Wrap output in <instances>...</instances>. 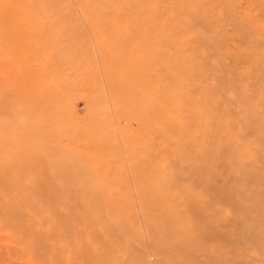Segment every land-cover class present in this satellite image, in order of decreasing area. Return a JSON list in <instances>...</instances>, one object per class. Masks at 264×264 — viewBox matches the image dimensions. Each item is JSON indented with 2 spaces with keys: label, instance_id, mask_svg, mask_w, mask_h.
Masks as SVG:
<instances>
[{
  "label": "rangeland",
  "instance_id": "1",
  "mask_svg": "<svg viewBox=\"0 0 264 264\" xmlns=\"http://www.w3.org/2000/svg\"><path fill=\"white\" fill-rule=\"evenodd\" d=\"M0 264H264V0H0Z\"/></svg>",
  "mask_w": 264,
  "mask_h": 264
},
{
  "label": "bare ground",
  "instance_id": "2",
  "mask_svg": "<svg viewBox=\"0 0 264 264\" xmlns=\"http://www.w3.org/2000/svg\"><path fill=\"white\" fill-rule=\"evenodd\" d=\"M3 1L5 3H7L8 5H12V4H15L17 2H21L22 0L21 1L20 0H18V1L17 0H3ZM6 14L7 15H10L9 14V11L8 12L6 11ZM30 74L31 73L29 72L28 68L23 66L22 69H21V71H20V79H19V82H18V85H17V89L20 90L21 92L22 91H25L24 89L28 85V77L31 76ZM22 94L23 95H19V96H21L22 103L24 102V106L22 108L23 112L28 113V114L29 113H32L33 110H34V108H35V105H33V107L32 106L31 107L29 106L30 103L28 104V102H30L29 99L31 98L30 95H29V93H22ZM40 101H42V99ZM122 116H123V113H122Z\"/></svg>",
  "mask_w": 264,
  "mask_h": 264
}]
</instances>
